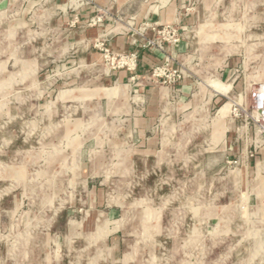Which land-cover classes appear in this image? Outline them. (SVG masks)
<instances>
[{
  "label": "rangeland",
  "instance_id": "rangeland-1",
  "mask_svg": "<svg viewBox=\"0 0 264 264\" xmlns=\"http://www.w3.org/2000/svg\"><path fill=\"white\" fill-rule=\"evenodd\" d=\"M54 1L0 12V264H264V0L208 12L184 59L181 21ZM107 23L131 48L89 35ZM142 51L155 57L147 68ZM225 53L239 54L227 82ZM251 68L249 97L207 103ZM159 86L163 137H137L133 118Z\"/></svg>",
  "mask_w": 264,
  "mask_h": 264
},
{
  "label": "crops",
  "instance_id": "crops-1",
  "mask_svg": "<svg viewBox=\"0 0 264 264\" xmlns=\"http://www.w3.org/2000/svg\"><path fill=\"white\" fill-rule=\"evenodd\" d=\"M18 0H0V12L3 10L9 9L14 2ZM40 0H27V2L35 3ZM85 1V4L81 2ZM88 0H55L54 1V8L59 9L61 11H67L70 8H74L76 10H87L89 8V4L87 2ZM95 4L101 6V7H107L110 8L111 14H124L127 12L128 9L135 8L136 10H141L142 14H146L150 17L151 20L157 21L162 24L171 23L173 21H181V23L186 24L192 28V31H189L186 33V37L183 40V44L181 45L179 49V52L182 54H179L180 59L185 58L184 51H188L189 48L193 46V43L195 42V39L197 38L200 40V33L199 29L202 30L203 25H205L204 22H206V19L208 18L207 13L211 12L212 10L218 9L221 10V14L224 15L226 11L231 10H237L238 8V1L237 0H197L198 4V11L196 14H187L186 17H181L179 14V11L184 7V3L186 0H93ZM134 9V11H135ZM145 15V16H146ZM235 15V14H234ZM143 16V15H142ZM147 18V17H146ZM223 18L218 22L219 25H224L222 23ZM108 25V26H107ZM110 23H107L106 26L100 28H95L90 31L89 35L92 37L100 36V35H106L108 37L109 43L111 44L112 48L115 50L122 49L126 47L127 49L131 48L128 44V38L125 35H121L122 32L119 27H112L109 26ZM75 35H83V29H75L74 31ZM202 34V33H201ZM82 37V36H81ZM202 39V38H201ZM193 40V42H192ZM234 41H237V36L232 39ZM234 49H236L234 47ZM237 56L239 54L232 53V54H226L224 57H229L230 59V65H222V67L219 68L220 75L224 77V80L227 82L228 77L227 75L230 74V71L233 67L237 65ZM155 62V57H153L148 52L142 51L140 53V67L141 68H147L150 65H152ZM207 73V71L203 72ZM249 76L246 77L245 81H238L234 83H226L224 85H220L219 91L214 89L212 93L207 94V103L211 102H217L218 100H221L223 97L232 98L234 101L242 99V95L246 94L247 97H249L250 90L252 89V86L254 84H257L258 79V70L256 68H251L250 72L248 73ZM191 81H187L184 83V85L181 87V91L183 94V97L181 98L183 101L179 102V105H185L184 103L189 97L190 92L192 91ZM165 91L166 88L159 86L155 87L150 95V106L146 112V114L142 117L133 118V126L135 128V132H137V137H163L162 129H156L153 132V127H157L158 122L160 127L164 125V122H168L169 118L167 117L164 121L162 118V111L163 107L165 105ZM228 96H227V94ZM247 99V98H246ZM229 103L224 105L222 108L225 109V115L224 118H222L219 122H228L227 117V110L229 108ZM221 108V109H222ZM220 109V110H221ZM219 110V111H220ZM218 111V112H219ZM230 120V119H229ZM218 122V123H219ZM252 136V134H251ZM99 216L103 217H109L112 218L115 216L113 212L105 213L101 212L99 213Z\"/></svg>",
  "mask_w": 264,
  "mask_h": 264
},
{
  "label": "built area",
  "instance_id": "built-area-1",
  "mask_svg": "<svg viewBox=\"0 0 264 264\" xmlns=\"http://www.w3.org/2000/svg\"><path fill=\"white\" fill-rule=\"evenodd\" d=\"M254 97L257 108L264 111V91L260 88L254 89Z\"/></svg>",
  "mask_w": 264,
  "mask_h": 264
},
{
  "label": "bare ground",
  "instance_id": "bare-ground-1",
  "mask_svg": "<svg viewBox=\"0 0 264 264\" xmlns=\"http://www.w3.org/2000/svg\"><path fill=\"white\" fill-rule=\"evenodd\" d=\"M140 215H141V214H140ZM142 222H144V221H142ZM132 246H133V245H132ZM132 246H131V247H132ZM136 246H137V245H136ZM131 247H130V248H131ZM132 249H133V247H132ZM132 249H131V253L133 252ZM138 250H139V249H138ZM138 252H139V251H138ZM139 253H140V252H139ZM133 254H134V253H133ZM133 254H131V255H133ZM141 254H142V253H141ZM136 255H137V254H136ZM137 259H138V258H137Z\"/></svg>",
  "mask_w": 264,
  "mask_h": 264
}]
</instances>
